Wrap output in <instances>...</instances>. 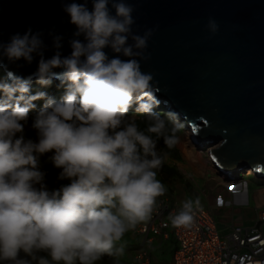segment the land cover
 Instances as JSON below:
<instances>
[{"label":"clouds","instance_id":"1","mask_svg":"<svg viewBox=\"0 0 264 264\" xmlns=\"http://www.w3.org/2000/svg\"><path fill=\"white\" fill-rule=\"evenodd\" d=\"M90 5L61 4L74 27L67 55L63 36L49 31L46 56L43 31L30 26L0 42V264H97L122 255L125 233L147 222L167 191L157 179L166 158L157 140L173 148L180 126L169 128L155 111L157 84L141 70L154 29L133 32L135 8L127 0ZM206 27L218 30L211 18ZM34 61L26 76L9 68ZM53 81L58 97L44 90ZM34 111L35 140L25 137ZM130 113L142 114L156 139ZM49 153L57 180L68 181L56 189L39 163ZM192 212V201L184 202L173 224L191 221Z\"/></svg>","mask_w":264,"mask_h":264},{"label":"water","instance_id":"2","mask_svg":"<svg viewBox=\"0 0 264 264\" xmlns=\"http://www.w3.org/2000/svg\"><path fill=\"white\" fill-rule=\"evenodd\" d=\"M68 2L0 0V42L30 26L43 31L46 56L52 54L49 31L63 36L62 51L69 54L74 27L61 9ZM127 2L135 8L133 32L154 29L148 59L140 64L157 84L158 109L187 123L193 142L210 147L223 173L237 179L240 171L253 167L264 176V0ZM209 18L218 25L215 34L206 27ZM9 68L26 76L36 62Z\"/></svg>","mask_w":264,"mask_h":264},{"label":"built area","instance_id":"3","mask_svg":"<svg viewBox=\"0 0 264 264\" xmlns=\"http://www.w3.org/2000/svg\"><path fill=\"white\" fill-rule=\"evenodd\" d=\"M242 171L237 179L217 172L224 185L231 188L245 177L241 176ZM252 175L264 179L256 173ZM256 209L252 226L234 223L221 233L214 212L200 204L193 206L191 221L173 224L172 217L178 211L176 203L165 196L158 197L151 218L133 230L140 239V248L131 264H154V238L169 239L170 232L177 244L170 264H264V204Z\"/></svg>","mask_w":264,"mask_h":264},{"label":"rangeland","instance_id":"4","mask_svg":"<svg viewBox=\"0 0 264 264\" xmlns=\"http://www.w3.org/2000/svg\"><path fill=\"white\" fill-rule=\"evenodd\" d=\"M0 75H3V71L0 70ZM33 90H39L38 86L33 83ZM48 92L49 95L58 97L60 94V90L56 88V84L53 81L52 86L47 89H44ZM42 102H37V111L39 110L40 104ZM155 111L160 112V114L168 116L175 125L178 124L180 126L181 134L178 137L177 148L180 153V160L172 159L169 156H166V163L175 167L177 171L180 172V177L172 180L169 184H166L165 187L167 191L163 196L169 198L172 203H176L179 207L186 201H192L193 206L196 204H200L203 207L210 209L212 212H215L212 207H220L221 205H225V201L220 198L217 200L216 197L223 190H228L230 192L233 191H241L248 193V201L246 206L253 208L255 207V201L253 198L254 191L257 189V197L258 194L264 193V179H257L255 175L245 176L242 181H237L234 184V189L228 188V186L224 185L222 178L218 174L217 170H215L214 165L211 163L210 158V147H202L198 146L195 143L194 150L200 156L201 161L206 164L208 168L206 173H200L193 164L185 159L181 149V141L186 140L187 133L191 132L190 127L185 123L180 117L178 118L171 111H167L166 109H155ZM138 113H130V115H134L136 117ZM193 142V141H192ZM212 160V159H211ZM160 180V178H157ZM161 181V180H160ZM225 182V181H224ZM237 183V184H236ZM211 185V187H209ZM215 187L216 189H212ZM262 189V190H260ZM220 200V201H219ZM264 203L259 202L258 204ZM208 206V207H207ZM257 210V209H256ZM219 230L221 233L224 232L225 229L223 225L219 224ZM175 242L173 239L164 243L162 248L155 247L153 250V260L154 264H170L172 261L173 249L172 243ZM120 245H123L124 252L122 255L118 256H105L97 264H131L134 255L140 248V239L136 236L133 230H130L125 233L122 240L119 242ZM156 246V245H155ZM157 249V250H156Z\"/></svg>","mask_w":264,"mask_h":264},{"label":"trees","instance_id":"5","mask_svg":"<svg viewBox=\"0 0 264 264\" xmlns=\"http://www.w3.org/2000/svg\"><path fill=\"white\" fill-rule=\"evenodd\" d=\"M163 115V114H161ZM35 111L29 114V120L28 123L25 125V137L26 138H32L35 140L36 135L35 131L31 128L32 120L34 119ZM165 119L168 121L169 128L175 126V123L166 115ZM136 123L141 131H145L146 134L152 135L153 139H156L155 134L147 133V126L148 122L144 119L142 114L136 115ZM181 134V131L176 133V136L179 137ZM157 151L162 156H169L172 159L180 160V153L177 148V145H175L173 148L169 149L165 146L163 142V138H160L157 140ZM49 154H45L44 156H41L39 158L40 168L42 171L46 172L45 182L49 189H56L59 188L62 184H67L68 181L66 180H57V174L59 172V169H56L52 166L51 162L49 161L48 157ZM180 177V172L177 171L175 167H171L166 163V160L164 161L163 166L158 170L157 172V178H160L161 182L166 185L169 184L172 180Z\"/></svg>","mask_w":264,"mask_h":264},{"label":"crops","instance_id":"6","mask_svg":"<svg viewBox=\"0 0 264 264\" xmlns=\"http://www.w3.org/2000/svg\"><path fill=\"white\" fill-rule=\"evenodd\" d=\"M209 187H211V185H209ZM231 188L234 189V187H231ZM212 189H216V188L213 187ZM258 190L259 189L254 191L253 198L256 204H255V207L253 208L246 206V203L248 201L247 192L245 193L241 191L230 192L228 190L221 191L220 194L216 197V199L218 200L220 197H222V200H224L226 204L223 206L221 205L220 207H217V206L212 207L215 210L214 214L217 220L218 228H219V224L223 225L225 229L224 232H227L230 229L231 225H233L234 223L242 224L245 227L252 226L255 220L256 207L258 204V198H257ZM230 202L231 204H229ZM180 208L181 207L177 205L178 211L180 210ZM172 239L175 241L173 234L171 232H170V238L166 240H161L159 237H155L154 247H157L160 250L165 242L172 240ZM176 247H177V244L175 241L172 243L171 248L173 249V251H175ZM172 258H173V255H172Z\"/></svg>","mask_w":264,"mask_h":264},{"label":"bare ground","instance_id":"7","mask_svg":"<svg viewBox=\"0 0 264 264\" xmlns=\"http://www.w3.org/2000/svg\"><path fill=\"white\" fill-rule=\"evenodd\" d=\"M55 83V82H54ZM161 106V105H160ZM159 106V107H160ZM189 130H191L192 131V129H189ZM192 135H194V133L192 132H189V133H187V135H186V140H184V141H181V149H182V153H183V156L185 157V159L187 160V161H189L191 164H193V166L198 170V171H200V173H206L207 172V170H208V168L206 167V164L205 163H203L202 161H201V158H200V156H198V154L195 152V148H194V146H195V144H194V142H192L193 140H192ZM211 156V155H210ZM210 161H211V163H212V160H211V158H210ZM213 165H214V163H212ZM214 169L215 170H217V168H216V166L214 165ZM255 173V170L253 169V167H247V168H245L243 171H242V174H241V176L242 175H244V176H250V175H252V174H254ZM230 177V176H229ZM258 200H259V202H262L263 200H264V193L262 192V193H260V194H258ZM264 203H262V204H257V206H259V205H263Z\"/></svg>","mask_w":264,"mask_h":264}]
</instances>
